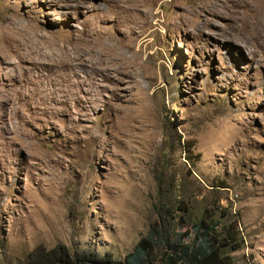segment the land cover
<instances>
[{
  "label": "rangeland",
  "instance_id": "374dc122",
  "mask_svg": "<svg viewBox=\"0 0 264 264\" xmlns=\"http://www.w3.org/2000/svg\"><path fill=\"white\" fill-rule=\"evenodd\" d=\"M202 217L264 264V0H0V264Z\"/></svg>",
  "mask_w": 264,
  "mask_h": 264
},
{
  "label": "trees",
  "instance_id": "16d2710c",
  "mask_svg": "<svg viewBox=\"0 0 264 264\" xmlns=\"http://www.w3.org/2000/svg\"><path fill=\"white\" fill-rule=\"evenodd\" d=\"M238 224L202 217L185 231L171 225L165 231L164 226L154 227L122 260L110 252L73 254L65 245L38 246L28 264H238L232 255L244 246Z\"/></svg>",
  "mask_w": 264,
  "mask_h": 264
}]
</instances>
